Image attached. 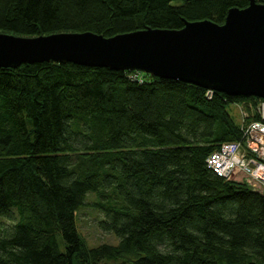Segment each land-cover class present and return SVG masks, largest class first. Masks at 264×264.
Returning a JSON list of instances; mask_svg holds the SVG:
<instances>
[{"label": "trees", "instance_id": "trees-1", "mask_svg": "<svg viewBox=\"0 0 264 264\" xmlns=\"http://www.w3.org/2000/svg\"><path fill=\"white\" fill-rule=\"evenodd\" d=\"M249 1L0 0V32L179 30ZM207 90L71 62L1 67L0 264H264V196L206 165L241 139L228 106L259 99ZM93 194L115 245L78 232Z\"/></svg>", "mask_w": 264, "mask_h": 264}, {"label": "water", "instance_id": "water-1", "mask_svg": "<svg viewBox=\"0 0 264 264\" xmlns=\"http://www.w3.org/2000/svg\"><path fill=\"white\" fill-rule=\"evenodd\" d=\"M44 61L136 71L264 99V4L250 0L245 9H230L223 24L193 21L179 30L148 28L108 38L90 31L0 32V68Z\"/></svg>", "mask_w": 264, "mask_h": 264}, {"label": "built area", "instance_id": "built-area-1", "mask_svg": "<svg viewBox=\"0 0 264 264\" xmlns=\"http://www.w3.org/2000/svg\"><path fill=\"white\" fill-rule=\"evenodd\" d=\"M236 105H241V139L220 143L207 156L206 165L216 176L264 196V99Z\"/></svg>", "mask_w": 264, "mask_h": 264}, {"label": "rangeland", "instance_id": "rangeland-1", "mask_svg": "<svg viewBox=\"0 0 264 264\" xmlns=\"http://www.w3.org/2000/svg\"><path fill=\"white\" fill-rule=\"evenodd\" d=\"M233 119L238 123L241 120V105L230 104L227 108ZM95 201V195H89L86 199V206L77 213V227L81 238H83L89 247H95L102 243L117 244V239L109 232H104L99 228L98 223L104 219V215L92 202ZM8 225L9 220L0 219V222Z\"/></svg>", "mask_w": 264, "mask_h": 264}]
</instances>
